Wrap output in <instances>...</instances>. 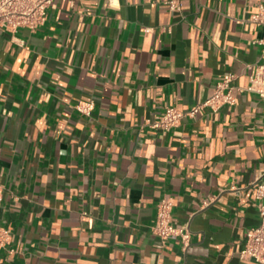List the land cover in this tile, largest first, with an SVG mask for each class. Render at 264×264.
Wrapping results in <instances>:
<instances>
[{"label": "crops", "instance_id": "crops-1", "mask_svg": "<svg viewBox=\"0 0 264 264\" xmlns=\"http://www.w3.org/2000/svg\"><path fill=\"white\" fill-rule=\"evenodd\" d=\"M177 2L172 11L167 3ZM246 0H52L36 31L0 30V264H258L264 98L202 109L226 74L245 88L263 30ZM94 103L89 115L74 109ZM190 232L161 241L157 204ZM85 213V216H83Z\"/></svg>", "mask_w": 264, "mask_h": 264}, {"label": "built area", "instance_id": "built-area-1", "mask_svg": "<svg viewBox=\"0 0 264 264\" xmlns=\"http://www.w3.org/2000/svg\"><path fill=\"white\" fill-rule=\"evenodd\" d=\"M247 5L255 8V12L249 17V20L262 28L263 36L259 40L261 45L260 62L252 68L249 76L248 85L245 88H236L232 82L235 76L226 74L218 81L212 94L202 103L197 104L188 111H180L175 108H166L165 112L149 122L152 128L169 130L178 126L183 119L194 117L202 109H208L212 112L217 111L223 106H233L236 103L233 92H248L258 98H264V0H246ZM52 0H0V30L15 33L18 28H26L31 32L41 27L47 19V10ZM110 6H113L115 0H108ZM170 10L179 9L177 2L167 3ZM74 109L83 115H89L94 103L77 102ZM2 188L0 186V204L2 201ZM256 198H264V184H259L256 190ZM173 202L169 199H162L157 204L155 222L151 228L152 233L161 241L170 238H178L182 248L189 245L190 232L186 227L174 226L170 221ZM259 224L246 231L244 245L239 251V257L245 260H253L258 264H264V204H258ZM85 216V213H83ZM11 232L0 226V250L10 248Z\"/></svg>", "mask_w": 264, "mask_h": 264}]
</instances>
